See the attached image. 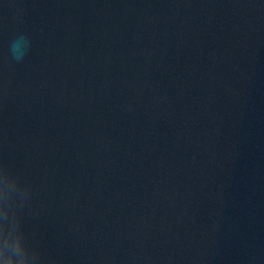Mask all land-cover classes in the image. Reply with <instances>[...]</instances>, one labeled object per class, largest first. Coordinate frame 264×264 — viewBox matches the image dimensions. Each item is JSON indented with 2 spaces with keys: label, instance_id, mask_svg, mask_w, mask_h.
<instances>
[{
  "label": "water",
  "instance_id": "obj_1",
  "mask_svg": "<svg viewBox=\"0 0 264 264\" xmlns=\"http://www.w3.org/2000/svg\"><path fill=\"white\" fill-rule=\"evenodd\" d=\"M0 264H264V0H0Z\"/></svg>",
  "mask_w": 264,
  "mask_h": 264
},
{
  "label": "clouds",
  "instance_id": "obj_2",
  "mask_svg": "<svg viewBox=\"0 0 264 264\" xmlns=\"http://www.w3.org/2000/svg\"><path fill=\"white\" fill-rule=\"evenodd\" d=\"M23 38H21L22 40ZM12 51L13 54L16 56L17 59H20L23 53L20 51V41H14L12 44Z\"/></svg>",
  "mask_w": 264,
  "mask_h": 264
}]
</instances>
